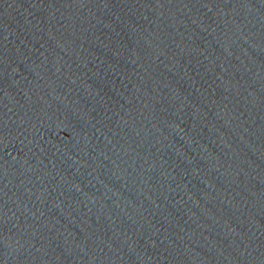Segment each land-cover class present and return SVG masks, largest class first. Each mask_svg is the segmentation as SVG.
Returning a JSON list of instances; mask_svg holds the SVG:
<instances>
[{
	"label": "water",
	"instance_id": "obj_1",
	"mask_svg": "<svg viewBox=\"0 0 264 264\" xmlns=\"http://www.w3.org/2000/svg\"><path fill=\"white\" fill-rule=\"evenodd\" d=\"M0 264H264V0H0Z\"/></svg>",
	"mask_w": 264,
	"mask_h": 264
}]
</instances>
